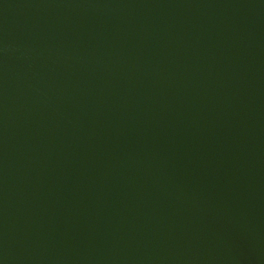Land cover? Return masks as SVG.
I'll list each match as a JSON object with an SVG mask.
<instances>
[{
  "label": "water",
  "instance_id": "obj_1",
  "mask_svg": "<svg viewBox=\"0 0 264 264\" xmlns=\"http://www.w3.org/2000/svg\"><path fill=\"white\" fill-rule=\"evenodd\" d=\"M0 264H264V0H0Z\"/></svg>",
  "mask_w": 264,
  "mask_h": 264
}]
</instances>
